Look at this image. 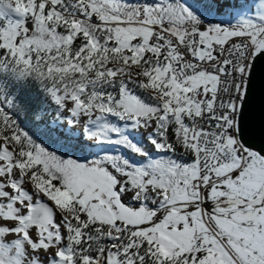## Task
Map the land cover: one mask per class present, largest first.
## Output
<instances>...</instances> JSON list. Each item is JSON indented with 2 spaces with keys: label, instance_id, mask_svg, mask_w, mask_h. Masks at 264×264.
Wrapping results in <instances>:
<instances>
[{
  "label": "snow or ice",
  "instance_id": "6c2138e0",
  "mask_svg": "<svg viewBox=\"0 0 264 264\" xmlns=\"http://www.w3.org/2000/svg\"><path fill=\"white\" fill-rule=\"evenodd\" d=\"M258 65L264 0H0V264H264Z\"/></svg>",
  "mask_w": 264,
  "mask_h": 264
},
{
  "label": "water",
  "instance_id": "95a60500",
  "mask_svg": "<svg viewBox=\"0 0 264 264\" xmlns=\"http://www.w3.org/2000/svg\"><path fill=\"white\" fill-rule=\"evenodd\" d=\"M240 124L245 139L257 148L264 147V65L257 66Z\"/></svg>",
  "mask_w": 264,
  "mask_h": 264
},
{
  "label": "trees",
  "instance_id": "16d2710c",
  "mask_svg": "<svg viewBox=\"0 0 264 264\" xmlns=\"http://www.w3.org/2000/svg\"><path fill=\"white\" fill-rule=\"evenodd\" d=\"M29 128L33 134L39 139V142L51 141L52 137L47 130V126L37 127L33 124H29Z\"/></svg>",
  "mask_w": 264,
  "mask_h": 264
},
{
  "label": "bare ground",
  "instance_id": "6f19581e",
  "mask_svg": "<svg viewBox=\"0 0 264 264\" xmlns=\"http://www.w3.org/2000/svg\"><path fill=\"white\" fill-rule=\"evenodd\" d=\"M229 2H231V0H229Z\"/></svg>",
  "mask_w": 264,
  "mask_h": 264
},
{
  "label": "rangeland",
  "instance_id": "374dc122",
  "mask_svg": "<svg viewBox=\"0 0 264 264\" xmlns=\"http://www.w3.org/2000/svg\"><path fill=\"white\" fill-rule=\"evenodd\" d=\"M45 126H47V125H45Z\"/></svg>",
  "mask_w": 264,
  "mask_h": 264
}]
</instances>
